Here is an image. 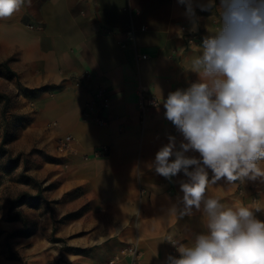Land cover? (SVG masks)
Segmentation results:
<instances>
[{
	"label": "crops",
	"instance_id": "1",
	"mask_svg": "<svg viewBox=\"0 0 264 264\" xmlns=\"http://www.w3.org/2000/svg\"><path fill=\"white\" fill-rule=\"evenodd\" d=\"M198 3L207 0H193L194 6ZM220 5L215 0L206 11L195 7L190 17L179 0H32L31 7L25 4L0 19V110L6 113L0 129L20 153L18 164L5 175L8 180L0 184L1 231L24 227L21 219L4 220L8 204L2 195L38 191L20 178L22 173L48 186L38 207L24 202L15 213L32 218L38 227L67 216L53 230L70 247L63 252L65 264H103L112 257L114 264H165L170 255L166 236L186 243L207 230L202 210L179 215L181 184L190 177H160L154 160L169 136L175 137V150L187 143L166 119L162 101L168 91L199 81L192 60L203 39L219 27ZM141 26L146 29L140 31ZM181 27L201 33L198 44L186 51ZM105 28L115 34H104ZM128 29L135 30L136 48L118 44ZM142 53L146 59L137 57ZM83 74L88 77L77 85L74 78ZM99 86L111 97L106 124L81 117L84 100ZM141 90L159 100L144 116L137 105ZM184 154L201 161L211 182L214 173L200 154ZM255 191L260 198L253 203ZM207 195L228 206H260L253 213L264 222V182L259 178L234 184L221 178L209 184ZM48 201L54 204L47 211ZM36 233L42 234L41 228ZM132 245L139 251L133 263L127 252ZM33 250L26 248L24 255ZM59 251L51 248L50 261L30 264H56ZM0 264L19 263L0 256Z\"/></svg>",
	"mask_w": 264,
	"mask_h": 264
},
{
	"label": "clouds",
	"instance_id": "2",
	"mask_svg": "<svg viewBox=\"0 0 264 264\" xmlns=\"http://www.w3.org/2000/svg\"><path fill=\"white\" fill-rule=\"evenodd\" d=\"M186 14L195 7L206 11L215 0L198 3L179 0ZM32 0H0V19L11 17ZM191 70L199 81L187 89L170 92L165 117L187 143L176 149L174 136L155 155V171L171 179L181 170L190 177L182 183L181 217L192 210L203 211L206 231L190 242L172 235L166 240L176 246L179 257L169 264H264V222L243 203L228 206L209 197L207 189L225 178L230 184L245 179L264 182V0H221L219 27L203 39ZM200 154L202 164L214 173L210 182L201 161L185 156ZM175 157V159H171ZM197 165L193 172L188 169ZM203 205V207H202ZM171 214L176 215L173 208Z\"/></svg>",
	"mask_w": 264,
	"mask_h": 264
},
{
	"label": "rangeland",
	"instance_id": "3",
	"mask_svg": "<svg viewBox=\"0 0 264 264\" xmlns=\"http://www.w3.org/2000/svg\"><path fill=\"white\" fill-rule=\"evenodd\" d=\"M5 110H0V127L3 126V120H5ZM13 120L18 121V119L15 117ZM8 136L9 134H3L2 137V129H0V184L6 182L8 180L7 176H5L11 169H12V163L13 160L20 158V153L13 150L8 142ZM42 184V182H41ZM48 184H42V187H47ZM10 195L12 193H6L5 195H2L3 199H6L7 204L10 200L15 199L11 198ZM42 197V195H41ZM260 198V191H255L251 195V201L257 202ZM44 202L43 197L39 200H33L32 197H29L26 199L25 203L32 206V203H36L33 207H38L40 203ZM54 204V201H48L45 209L48 211L51 208V205ZM4 203L0 202V211L4 210ZM9 207V204H8ZM16 209L13 208L12 211H8V209H5V212L3 213L4 220H10L11 216H14L16 213ZM26 218V217H25ZM67 216H64L63 218L59 220H51L50 223L47 225L39 226L37 225L36 221L32 218H26V228H22L23 233L21 235L14 236L12 235L13 232L4 233L0 230V256L4 257V259L7 261L14 260L18 261L19 264H30V263H46V260L50 261L51 256L49 255L51 248L59 249V256L56 257L54 260V263L56 264H65V258L63 256V252H68L70 250L69 246L66 244V241L63 239V241H60L58 238H56L53 235V230L55 229V226L59 222H61L63 219H66ZM40 233H36L37 230H40ZM50 229V230H49ZM18 231V230H17ZM16 232V231H14ZM27 238V239H23ZM59 243V245L57 244ZM36 249L32 252L38 251L37 253L39 256H32V252H30V255L25 256L23 250L26 248ZM23 253V255L21 254ZM25 256V257H24ZM115 263V257H112L111 259L107 260L103 264H114Z\"/></svg>",
	"mask_w": 264,
	"mask_h": 264
},
{
	"label": "built area",
	"instance_id": "4",
	"mask_svg": "<svg viewBox=\"0 0 264 264\" xmlns=\"http://www.w3.org/2000/svg\"><path fill=\"white\" fill-rule=\"evenodd\" d=\"M145 29H146L145 26H141L139 30L144 31ZM181 32H182V38L184 41V45H183L184 51H186V50L190 49L191 47L198 44L200 37H201L200 31H187L185 27H181ZM104 34L113 35V34H115V31L113 29L105 28ZM124 35H125L124 40H119L118 44L124 49L128 48V47L136 48V46H135V30L134 29H128L125 31ZM137 57L140 59H146L147 55L142 53V54L137 55ZM87 77H88V74H83V75L75 77L74 81L77 85H80L83 83V80ZM170 92H174V91L173 90L168 91L167 95ZM158 102H159V100L155 95H153V94H151L145 90L139 91L138 99H137V105H138V109L140 111V115L144 116L145 112L147 110H149L150 108L157 106ZM110 103H111L110 95L106 92L104 87L99 86L96 89H94V91L91 93V95L88 98H86L84 100V102L82 104V108H81V117L83 119H86V120H89L92 122H96L98 124H106L107 123L106 113L110 107ZM69 138L70 137H67L66 139L69 140ZM105 151H106V149L103 148V149L97 150L94 154L99 155ZM179 175L181 177L185 176L183 170H181V172H179ZM159 176L163 177L161 175H159ZM166 238H167V236H166ZM169 245H170V251H169L170 255L169 256L177 257L176 246H174L170 242H169ZM127 252L132 257V263L135 262L136 259H138L139 251H138L136 245H132V246L128 247ZM165 264H169L168 259H167Z\"/></svg>",
	"mask_w": 264,
	"mask_h": 264
},
{
	"label": "trees",
	"instance_id": "5",
	"mask_svg": "<svg viewBox=\"0 0 264 264\" xmlns=\"http://www.w3.org/2000/svg\"><path fill=\"white\" fill-rule=\"evenodd\" d=\"M18 160L17 159L13 160L12 169L18 164ZM20 178L23 179V181L25 183L32 184L33 186L37 187L38 191L33 196L28 194V193H26V192H22V193L18 194L15 197V199L9 201V203H8L9 204L8 211H11L13 208L21 205L29 197H32L33 200H39V199L42 198L41 195H42L43 187H42V184H41L40 181L36 180L35 178L27 176L25 173H22ZM35 204L36 203H32V206H35ZM16 219H21L22 222L24 223V227L23 228H26V218H25L24 215H22L20 213H16L14 216L10 217V220H16ZM22 230L23 229H20V230H18L16 232H13L12 235H14V236L21 235L23 233Z\"/></svg>",
	"mask_w": 264,
	"mask_h": 264
}]
</instances>
